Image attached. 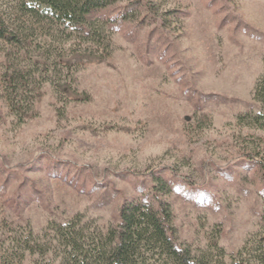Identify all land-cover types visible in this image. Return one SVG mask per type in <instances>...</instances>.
Returning a JSON list of instances; mask_svg holds the SVG:
<instances>
[{"label":"rangeland","instance_id":"rangeland-1","mask_svg":"<svg viewBox=\"0 0 264 264\" xmlns=\"http://www.w3.org/2000/svg\"><path fill=\"white\" fill-rule=\"evenodd\" d=\"M102 3L80 27L0 0L28 27L23 45L0 40V264H46L9 251L52 222L105 232L125 202L157 199L194 254L248 259L264 231V0Z\"/></svg>","mask_w":264,"mask_h":264},{"label":"trees","instance_id":"trees-1","mask_svg":"<svg viewBox=\"0 0 264 264\" xmlns=\"http://www.w3.org/2000/svg\"><path fill=\"white\" fill-rule=\"evenodd\" d=\"M28 1L29 9L21 7L20 11L80 27L87 26L86 16L91 9L106 4L103 0ZM27 32L25 21L17 13H0V40L23 45ZM29 32H32L30 28ZM254 94L264 109V76L257 81ZM172 216L169 205L159 199L154 207L128 201L120 208L119 222L105 232L91 228L77 216L65 223H50L43 241H32L29 232V236L21 243H14L9 252L14 254L19 248L23 258L26 254L41 257L49 254L51 257L46 264H226L222 249L218 250V259L208 251L194 254L188 245L178 242ZM245 250L237 252L234 264H264V231L256 239V253L247 259Z\"/></svg>","mask_w":264,"mask_h":264}]
</instances>
